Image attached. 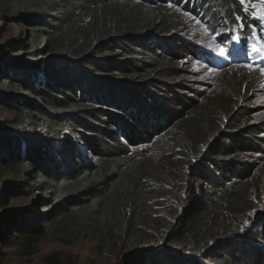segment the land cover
Wrapping results in <instances>:
<instances>
[{"label":"rangeland","instance_id":"rangeland-1","mask_svg":"<svg viewBox=\"0 0 264 264\" xmlns=\"http://www.w3.org/2000/svg\"><path fill=\"white\" fill-rule=\"evenodd\" d=\"M194 1L184 0L174 8L181 16L183 27L177 34L169 36L168 47L173 51L163 54L160 59L169 57L176 63L161 74L159 80L141 84L133 79H124L127 86H121L111 83V77L96 76L89 69L85 70L84 78L92 79L94 84L89 86L92 88L89 100L93 104L88 109L75 112L64 106L50 110L53 101L45 94L34 92L31 87L18 91L0 81V126L16 119L15 111L22 117L28 114L21 127L11 130L6 142L25 139L26 148L22 152L30 150L33 145V150L26 155L33 161L48 154L45 165L51 176L56 168H60V175L64 178L75 179L85 172L92 176L98 171L111 176L113 160L129 156L134 158V162L143 164L142 174L125 169L129 173H125L123 183L114 184V176L107 179L111 186L105 191L106 205L117 211L123 209L125 214L128 212L132 224L121 242L109 244L96 234L80 240H72L65 235L58 239L48 237L40 240L37 252L30 256H18L13 249L0 246V264H47L46 259L50 256L75 264H120L122 258L144 252L145 256L138 261L140 263L163 255L180 258L182 252L193 247L197 249L186 259L189 264H216L215 258L225 259L227 264H264V228H260L264 222V143L259 145V149L245 153L243 167L236 168L238 173L243 171L242 175L237 174L238 178L226 171L219 173L220 181L235 180L244 185L239 190L243 200L240 205H209L211 196L208 195L212 188L207 184L204 169L213 168L210 163L204 167L201 162L205 145L213 140L216 129L223 128L224 114L220 108L223 103L216 102L218 98L225 97L229 101L234 100L236 105L249 107L250 123H263L259 136L264 138V0H235L245 16L258 24L255 32L261 37L254 39L257 44H251V49L255 45L258 49L255 52L260 56L255 62L243 53L237 57L230 54L232 45L226 42L229 32L221 33L219 30L216 33L211 29L210 25L215 23L206 21L205 13L209 3L197 0L195 8ZM212 11L210 8L209 12ZM222 20L220 18L217 25L227 29ZM12 21L8 25L0 21V45L27 37L25 22ZM234 30L235 27L230 31ZM161 51L156 49V53ZM154 53H151L152 57H155ZM34 60L33 57L27 58L29 63ZM96 64L93 65L96 69L98 66L108 67L100 61ZM75 68L78 69L74 67L72 70ZM113 68L117 66L113 65ZM72 70L64 67L58 71L59 91L54 92L55 96L70 103L82 97L86 99L88 92V87L80 88L71 77ZM100 83L107 90L123 92L129 90V85H133V89L144 85L145 92H139L140 102H145L146 109L152 111L158 120L153 118L152 123L148 120V124H134V119L125 110L127 104L122 106L120 98L117 100L113 92L110 97L104 89L105 95L97 94L95 85L100 86ZM112 84L115 89L111 88ZM19 99H22V104L17 103ZM6 104L11 106L10 111H7ZM206 106L212 111L206 113L203 122L193 127L197 134L194 141L188 133L187 123L194 119L201 121L199 110ZM116 116L133 123L134 128L124 123L122 129ZM67 121L71 127L65 125ZM188 126L192 127L191 123ZM15 178L10 174L3 175L0 192L3 184ZM94 195L100 196L98 187ZM9 201L14 206L29 207L34 215L42 211L45 204L39 193ZM199 205L204 209L201 216L218 237L210 241L207 249L203 244L196 246L191 241L182 242L177 229H174L180 217L195 214ZM173 238L175 243L169 244ZM159 240L158 253L147 254L148 245Z\"/></svg>","mask_w":264,"mask_h":264},{"label":"trees","instance_id":"trees-1","mask_svg":"<svg viewBox=\"0 0 264 264\" xmlns=\"http://www.w3.org/2000/svg\"><path fill=\"white\" fill-rule=\"evenodd\" d=\"M182 1L184 0H0L2 23L8 25L14 22L12 20H17L28 26L25 39L0 45V81L18 91L31 87L32 91L45 94L53 101L50 110L64 106L65 109L75 112L88 109L93 104L89 100L92 94L89 86L94 84L92 79L84 78L85 70L89 69L96 76L111 77V83L121 86H127L124 79H133L141 84L159 80L160 75L176 63L169 57L160 59V56L173 51L168 47L169 36L177 34L183 27L181 16L174 11L176 5ZM207 2L209 5L205 9L206 21L215 23L210 28L215 29L216 33L219 30L221 33L229 32L226 42L232 45L230 54L237 57L239 53H243L255 62L257 56L250 50V45L253 42L257 44L254 39L261 37L255 32L258 29L257 22L245 16L235 0ZM193 4L197 8V0ZM210 8L213 9L212 13L209 12ZM216 17L223 19L227 29L217 25L219 19ZM233 27L235 30L232 32L230 30ZM156 49L162 50L160 54L156 53ZM28 57L35 60L29 63ZM97 61L108 67L94 68ZM113 65L117 68H113ZM64 67L70 70L78 67L72 70L71 77L80 88L88 87L86 99L82 97L70 103L55 96L54 92L59 91L58 71ZM114 84L111 88L115 89ZM95 86L98 95H105L104 89L109 97L114 94L117 100L120 98L122 106L127 104L125 110L134 119V124H148V120L152 123L153 118L158 120L152 111L146 109V103L140 102L139 92H145L144 85L136 89L129 85L126 92L107 90L103 83ZM215 101L223 103L220 106L224 114L223 128L216 129L213 142L205 145L201 162L204 167L210 163L213 168L204 169L207 184L212 188L208 195L212 197L208 198L209 205L223 203L230 207L243 203L239 190L244 185H239L235 180L220 181L219 173L226 171L234 178H238L237 174H243V171L238 173L236 168L243 167L247 151L259 149V145L264 143V138L259 136L263 123L251 124V109L236 105L234 100L229 101L223 97ZM21 102L22 99L17 101ZM6 108L10 111L11 106L6 104ZM211 111L206 106L199 110V115L202 114L201 121L194 119L187 123L192 140L195 141L197 137L193 127L203 122L206 113ZM13 113L17 118L11 123L3 122L0 126V179L5 174L16 177L15 180L3 184L0 192V246L13 249L18 256H30L37 252L40 240L48 237L58 239L60 235L80 240L89 234H96L109 244L121 242L132 224L128 212L125 214L123 209L117 211L106 205L105 191L111 186L107 179L114 176V184L123 183L126 172L142 174L143 164L134 162V158L129 156L113 160L114 172L111 176L98 171L92 176L85 172L75 179L64 178L60 175V168L54 169L51 176L45 165L48 154L33 161L26 156L33 150V145L30 150L22 152L26 148L25 139L19 140L15 137L16 141L6 142L11 130L21 127L28 117V114H23L22 117L16 111ZM115 118L122 129L124 123L134 128L133 123H127L120 116ZM189 123L192 127L188 126ZM65 125L72 126L68 121ZM96 187L100 196H93ZM34 193H39L45 202L42 211H37L36 215L31 214L29 207L10 204L11 198L31 196ZM203 211L201 205L197 206L196 213L180 217L174 229H177L182 242L191 241L196 246L203 244L206 247L204 249H207L210 241L218 237L213 234L205 217L201 216ZM260 228H264V222L260 224ZM174 240L173 238L168 243H175ZM160 243L159 240L148 245L147 254L158 253ZM196 249L193 247L188 252H182L180 258L163 255L159 257L161 259L148 258L140 263L138 261L145 253L136 252L122 258L120 264H127L128 261L129 264H189L186 259ZM46 263L75 264L70 260L63 261L51 256L46 259ZM214 263L227 264L225 259L218 258H215Z\"/></svg>","mask_w":264,"mask_h":264},{"label":"snow or ice","instance_id":"snow-or-ice-1","mask_svg":"<svg viewBox=\"0 0 264 264\" xmlns=\"http://www.w3.org/2000/svg\"><path fill=\"white\" fill-rule=\"evenodd\" d=\"M233 39H235V37H233ZM253 51H257L258 49L256 48V46L255 45H253V49H252Z\"/></svg>","mask_w":264,"mask_h":264}]
</instances>
